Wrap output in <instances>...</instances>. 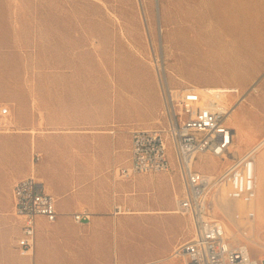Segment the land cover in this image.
<instances>
[{
  "label": "rangeland",
  "instance_id": "obj_1",
  "mask_svg": "<svg viewBox=\"0 0 264 264\" xmlns=\"http://www.w3.org/2000/svg\"><path fill=\"white\" fill-rule=\"evenodd\" d=\"M155 58L165 70L163 79L175 89L197 86L240 92L232 98L236 115L229 121L237 133L233 155L229 160L201 155L196 171L219 176L232 159L264 139V0H0V114L3 109L10 113L0 128V203L4 207L0 211L9 216L15 177L26 172L33 176L40 165L46 167L49 188L59 187L60 177L72 180L71 194L91 190L108 197L107 205L102 198L92 200L94 216L87 224L68 222L65 217L56 224L38 219L35 264H182L168 260L193 235L188 217L115 215L176 212V199L184 186L172 149L170 172L117 181L114 171L126 167L130 159V138L125 141V133L118 137L117 146L99 145L93 139L91 146L70 148L62 137L66 133L58 137L53 128L55 117L64 120L68 110L76 115L83 111L90 118L105 115L107 92L130 83L138 72L146 73L148 66L157 69ZM166 126L164 118L158 127ZM9 130L11 139L2 136ZM69 152H90L91 176L81 171L89 162L71 160ZM256 173L257 189L250 193L262 195L256 206L245 213L237 206L229 208L240 232L221 211L214 215L227 223L232 234L238 233L233 242L248 246L251 258L261 262L264 216L257 224H246L243 230L241 226L248 215H262L264 148L257 156ZM222 189L234 192L230 183ZM52 194L60 211L70 210L72 197L59 200V191ZM15 223L14 219L9 225L11 238L4 249L18 264L26 260L15 253L19 238V223ZM99 225L109 228L100 244L96 240Z\"/></svg>",
  "mask_w": 264,
  "mask_h": 264
},
{
  "label": "built area",
  "instance_id": "obj_2",
  "mask_svg": "<svg viewBox=\"0 0 264 264\" xmlns=\"http://www.w3.org/2000/svg\"><path fill=\"white\" fill-rule=\"evenodd\" d=\"M159 79L164 98L162 115L167 126L131 132L128 165L114 171L115 179L129 180L142 174L170 172L169 149H172L184 186L182 196L176 199V212L190 219L193 235L174 250L169 260H180L182 264H264V261L251 258L247 246L235 244L227 237L226 226L212 218L211 204V196L227 180L240 195L256 191L255 168L264 139L243 156L232 159L219 176L195 170L196 160L201 155L223 160L233 155L237 133L229 125L228 117L235 109L232 98L240 96L239 90L175 89L161 74ZM8 114V109L1 111L0 128ZM13 201L14 214L21 225L15 249L21 257L31 260L36 245L37 220L43 218L50 224L57 221L56 200L37 178L30 176L15 184ZM73 217L80 224L89 220L90 214L84 212Z\"/></svg>",
  "mask_w": 264,
  "mask_h": 264
},
{
  "label": "crops",
  "instance_id": "obj_3",
  "mask_svg": "<svg viewBox=\"0 0 264 264\" xmlns=\"http://www.w3.org/2000/svg\"><path fill=\"white\" fill-rule=\"evenodd\" d=\"M166 70L167 67L165 66ZM156 68L153 67H146V73L140 74L139 72L132 77L130 83H123L119 84L118 86L115 85L114 88H111L105 97V104H106V114L102 115L99 114L95 118H90L86 113L83 111L80 115H76L75 113L68 110V114L65 119L60 121L59 115L55 117L53 122V128L58 132V137L61 136L60 132H64L66 134H62V137L67 138V143L69 147L72 146L77 148L79 145L91 146L93 143L92 140L94 139L99 145L104 144L106 145H116L117 146V139L118 137L125 133V141L129 137V157H130V148H131V132L135 130H152V129H159L158 127L160 123H163L165 117H163V109H164V98L162 94V89L159 81V77L157 76ZM167 72V71H166ZM68 108L70 109L69 105ZM10 115V113H9ZM57 118V120H56ZM94 119V120H93ZM166 119V118H165ZM93 120V121H92ZM22 125V124H21ZM105 128L107 131L99 132L97 129ZM4 137L11 139L13 132L6 131L3 132ZM105 134V135H103ZM94 135V137L92 136ZM97 140V141H96ZM54 143V142H53ZM39 145L36 143V137L34 139V146ZM125 145V142H124ZM41 147V145H40ZM71 148V147H70ZM124 150V148L122 149ZM71 153V152H69ZM85 153V152H84ZM70 159L74 161L85 160L88 161L89 164L84 165L81 171L83 175L91 176V154L90 152L85 153V155H81L78 152H72L70 155ZM128 161V160H127ZM117 164L115 163L114 166ZM75 165L74 167H77ZM46 171V167L44 165H40L37 167L36 171H33V176L35 175L36 178L43 184L44 189L47 185V191H45L54 197L52 194L54 191H59V200L72 197V205L70 206V210L67 212L60 211L57 206V199L56 200V207L58 212V219L54 223H58L62 221V218H67L68 222L73 220L74 223V215L80 214L84 212H88L90 214V219L80 223L87 224L91 221L94 214L91 212V202L93 199L99 200V198L103 199L108 204V197L99 196L93 194L91 190L87 192H78V193H69L72 191L71 185L72 180L67 181L66 179L57 178V182L59 187L53 189L49 188L48 184L44 179V172ZM30 174L28 173H21L15 177V183H18L20 180L29 177ZM116 183V182H115ZM13 186V189H14ZM13 189H12V201L11 205L8 208L10 210L8 212L9 216H5V213L0 211V264H13L12 260L9 258V254L4 249V245L7 241L11 238V233H9V225L16 220V223L19 226L17 227L19 230V235L17 237L20 238L21 236V225L18 219L14 214V201H13ZM3 204L0 203V210L4 207ZM7 214V213H6ZM155 214H175V212H165L159 213L156 211H139V212H125L120 214L121 216L127 217H136V216H154ZM178 214V213H177ZM39 220L46 221L47 220L41 218ZM50 224V223H49ZM77 224V223H76ZM8 226V227H7ZM109 228H104L103 225H99L97 227V235L96 240L98 244L102 242L106 235H108ZM18 238V239H19ZM37 240V236H36ZM17 243V241H16ZM47 246H50L49 242L45 243ZM16 246V245H15ZM36 248V245H35ZM16 256L18 259H24L26 262H18V264H28L31 261L35 264V250L33 258L30 260L28 258H23L19 255L17 250L15 249ZM147 263H155V261H148L142 264ZM159 264V263H156Z\"/></svg>",
  "mask_w": 264,
  "mask_h": 264
},
{
  "label": "bare ground",
  "instance_id": "obj_4",
  "mask_svg": "<svg viewBox=\"0 0 264 264\" xmlns=\"http://www.w3.org/2000/svg\"><path fill=\"white\" fill-rule=\"evenodd\" d=\"M155 65L157 67V72L159 74H161L162 76L164 75L165 76V70L163 68V66L160 64L159 62V59L155 58ZM212 87V86H210ZM191 89L193 90H196V91H199L201 88L197 87V86H191L190 87ZM189 89V88H188ZM211 89L212 91H217L219 89H222V88H218V87H212V88H209ZM228 89V88H227ZM187 90V89H186ZM236 90V89H235ZM238 90V89H237ZM244 97V96H243ZM242 99V98H241ZM243 100V99H242ZM241 102V101H240ZM6 109H3L2 112H5ZM9 115V114H8ZM234 115H236V109L233 110V112L229 115L228 119L229 121L233 119ZM10 116V115H9ZM5 117V116H4ZM6 118V117H5ZM11 119V118H10ZM7 120V118H6ZM6 122V121H5ZM7 125V124H6ZM238 128V127H237ZM11 130H9L10 132ZM245 136H242V138H244ZM215 160V159H214ZM216 166V164H215ZM196 168V167H195ZM217 168V167H216ZM256 169V168H255ZM214 170V169H213ZM256 176H257V173H256ZM226 183H229V180L225 181L220 187L219 189L221 188V190H218L216 191L212 196H211V204H212V209L214 208V213H213V216L212 218L215 219V220H218L215 215L218 214V210L221 211L224 216L230 220V222L233 224L234 228L237 230V232L239 233L240 232V227L238 226L237 222L235 221V218L233 216V214L230 212L229 208H231L232 206L234 207H238L240 210H242V212L245 213V211H249L251 206L254 208L256 206V202L257 200L261 199V196L262 195H258V194H255V195H252V194H248V195H240L238 193H236L233 189L234 192H228L226 190H223L222 187L224 188V186L226 185ZM256 189H257V181H256ZM253 193V192H252ZM220 202L221 204V208L217 207L219 205H217V203ZM261 209V208H259ZM261 214L259 217H256L254 218L253 215H248L247 216V220L246 223H244L242 226H241V230H243V227H246L245 225L247 224L248 226H252L254 224H257V222L259 220H262L263 216H264V208L263 210H260ZM123 212H120V213H116L115 215H120L122 214ZM175 214H177V212H175ZM215 214V215H214ZM251 216V217H250ZM226 220V219H225ZM255 220V221H253ZM264 220V219H263ZM253 221V223H252ZM221 223H223L225 226H226V230H227V237L228 238H232V239H237L238 237V233L237 234H232V232H234L228 225L226 222L220 220ZM260 225V224H259ZM243 233V232H242ZM237 236V237H236ZM244 237L249 240V242L253 245H256V246H260L258 242H256L255 240H251L247 235H244ZM248 250H249V247L247 246ZM170 260H168L169 262ZM173 262V261H172Z\"/></svg>",
  "mask_w": 264,
  "mask_h": 264
}]
</instances>
